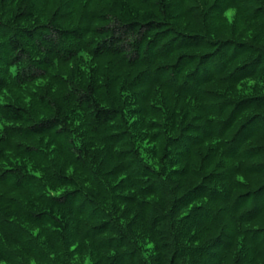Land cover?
I'll return each mask as SVG.
<instances>
[{
	"label": "trees",
	"instance_id": "trees-1",
	"mask_svg": "<svg viewBox=\"0 0 264 264\" xmlns=\"http://www.w3.org/2000/svg\"><path fill=\"white\" fill-rule=\"evenodd\" d=\"M0 264H264V0H0Z\"/></svg>",
	"mask_w": 264,
	"mask_h": 264
}]
</instances>
